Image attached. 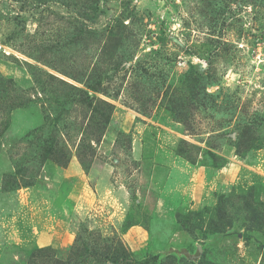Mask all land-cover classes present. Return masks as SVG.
Here are the masks:
<instances>
[{
    "label": "rangeland",
    "instance_id": "1",
    "mask_svg": "<svg viewBox=\"0 0 264 264\" xmlns=\"http://www.w3.org/2000/svg\"><path fill=\"white\" fill-rule=\"evenodd\" d=\"M0 44V264H264V0H0Z\"/></svg>",
    "mask_w": 264,
    "mask_h": 264
},
{
    "label": "trees",
    "instance_id": "2",
    "mask_svg": "<svg viewBox=\"0 0 264 264\" xmlns=\"http://www.w3.org/2000/svg\"><path fill=\"white\" fill-rule=\"evenodd\" d=\"M82 101H85V99H82ZM98 114L100 115V120L94 123V125H96V127H98L97 130L94 131V133H97V135H100V132H102V130L105 128V125H106V123H107V121L109 119V112L106 113V114L99 112ZM58 151L59 150L56 149V148L54 149V148H52L50 146H48V147L44 146V154H43V156H49V157H52V158L55 157V159L57 161H60L63 164L66 163V160L62 158V155H60ZM78 157H79L80 162H82L83 164L90 162L89 160H86V158L83 156V154L82 155L79 154ZM44 251L45 250H39V251L33 252L32 255H31V260H30V262L28 264H31L32 260H36L39 257H41L42 254H40V252H44ZM82 251H83L82 247L81 246L79 247V245H76L74 247L72 253L70 254V256L68 257V259L66 261H64V262H61V261H58V260H52V261H54V264H76L77 257H80V256L85 257L84 253H83V255L81 254L79 256V253H81ZM103 256H105V255H103ZM156 257L157 256L155 255V258L146 259V263H149V264L150 263H154L155 259H157ZM85 259H86V257L84 258V260ZM108 260H110V259L108 258ZM96 261L98 263L101 262L98 257H97ZM110 261L113 262V263H117V262L121 261L122 264H126V263L128 264L129 263V258H127V256L126 257H122V256L114 254L113 260H110Z\"/></svg>",
    "mask_w": 264,
    "mask_h": 264
},
{
    "label": "water",
    "instance_id": "3",
    "mask_svg": "<svg viewBox=\"0 0 264 264\" xmlns=\"http://www.w3.org/2000/svg\"><path fill=\"white\" fill-rule=\"evenodd\" d=\"M243 231L234 225L229 231L219 232L209 239L205 246L197 244L195 254H190L187 249H181L180 251H175L177 254L183 255L187 260L197 262L204 247L206 246H222L224 243H231L235 241H240L242 239Z\"/></svg>",
    "mask_w": 264,
    "mask_h": 264
},
{
    "label": "built area",
    "instance_id": "4",
    "mask_svg": "<svg viewBox=\"0 0 264 264\" xmlns=\"http://www.w3.org/2000/svg\"><path fill=\"white\" fill-rule=\"evenodd\" d=\"M1 50H3V48H2V46H1V44H0V51H1Z\"/></svg>",
    "mask_w": 264,
    "mask_h": 264
}]
</instances>
